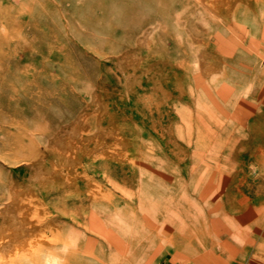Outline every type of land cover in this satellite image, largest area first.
Listing matches in <instances>:
<instances>
[{"label":"bare ground","instance_id":"bare-ground-1","mask_svg":"<svg viewBox=\"0 0 264 264\" xmlns=\"http://www.w3.org/2000/svg\"><path fill=\"white\" fill-rule=\"evenodd\" d=\"M15 1L18 0H0V264H14V261L21 262V260L27 264H38V262L39 264H84L85 260L80 259L82 260L80 262L74 253L72 257L68 254L72 248H81L85 244L83 240L85 242L87 240V243L92 240L99 246L98 239H89L87 235L89 232L97 236L101 235L105 224L110 225L106 217L118 219L126 226L132 225L139 218L135 211L136 207L133 206L131 193L122 190L126 194L124 197L116 193L118 180L123 181L125 185L139 187L138 199L141 209L145 208L146 204H150L152 210L163 209L162 215L151 212L152 222L148 220L150 226L146 240L150 242L149 264H157L156 255L161 248L172 256L173 264L184 256L189 258L188 264H201L202 261L220 259L236 252V248L244 246L247 234L252 237L250 241H253V248L260 240V245L258 244L256 248L263 251L264 181L260 184L259 193L246 194L242 186L247 181V163L252 159L259 161L260 156L252 150V145L246 147L244 153L243 151L240 153L239 150L236 152L237 138L231 143L232 133L226 126L229 110L226 103L229 102L230 94L234 89V78H237L232 70L230 72L227 69L231 64L227 60L218 61L217 66L220 67L216 66L214 71L220 69L222 74L216 77L212 75L211 64L214 62L209 61L210 57L215 56L208 53L203 55L205 57L197 55L192 64L190 61H183L182 68L175 63L167 65L164 62L159 69L161 75L157 79L149 77L150 75L143 76L135 86L129 81L132 74L138 71L132 65V73L127 66L123 69V76L128 82L127 94L131 95L128 101L123 95L124 91L119 89L122 86L121 80L112 75L109 69L108 80L114 81L112 91L104 89L103 74L95 83L91 74V77L86 76V79L79 84L85 87L87 95L93 100L85 107H81L82 111L79 112L77 109H72L62 96L63 94L69 96L72 92L68 75L69 64H72L69 57L70 0H20L19 6L14 3ZM196 5L197 8L193 9V13L197 14L198 23L210 28L208 37L203 39L202 43L209 50L213 49V52H217L216 54L230 52L226 48L231 43L230 32L228 25L221 21L216 23V26L208 25L209 18H214L218 12L231 11L234 18L239 19L237 25L242 29L240 32L242 34L244 31L251 32L248 26L252 27L258 16L254 7L249 11L247 6H238L234 0H196ZM80 6L84 7L85 4L80 3ZM180 14L179 12L177 27L183 24L179 19ZM80 24L83 25V22ZM91 24L92 19L89 23L85 22L87 25L85 29L89 26L90 30L94 29L96 25ZM161 27L159 23L151 29H143L142 41L146 42L147 37ZM99 30L100 28H95V32L98 33ZM263 32L264 0H260V34ZM89 33L93 38L92 31ZM193 41L191 49L200 40ZM162 47L167 48L165 42H162ZM114 53L107 59L117 57V53ZM167 69L169 73L171 72L168 75L165 74ZM173 81H178V90H180L177 94L173 92L170 95L165 94L171 97L174 105L176 103L181 105L178 115L182 118L181 121L185 120L183 126L188 130L191 138L196 131V140L194 144L189 141L188 145L179 144L173 149L172 158L168 156L167 148L159 142L158 148L164 155L158 154L160 163L155 165L153 159L156 156V149L147 143V140H154L155 136L146 126L148 117L156 119L157 117L152 108L149 110V107L143 105L136 106V102H139L136 95L139 91L148 93L151 87L156 94L161 89L163 91L165 86L170 87ZM119 91L122 97L118 96ZM101 97H108L110 102L107 104L105 99L101 100ZM119 100L125 105L128 103L129 106L120 105ZM82 101L84 102L83 99ZM60 107L61 110L66 108L67 112H63L59 117L61 126L53 130L51 125L54 122L55 108ZM94 108L101 109L94 125V130L97 132L95 136L97 139L100 138L98 140L100 143L94 148V153L87 161L85 155L81 156L80 163L84 165L85 162H89V166L84 169L83 181L94 183L97 174L103 170L95 163L98 159L105 161L107 170L103 171V182L106 184L98 181L99 184L94 189L89 188L86 198L71 202V205H68V195H64L67 194L66 192L53 196L49 190L43 188L44 192L40 197L41 193L35 194L32 191L29 194H33L32 198L34 197L39 203L42 202L44 207L42 205L43 208L39 210L38 207L36 208L38 206L35 205L36 203L33 205L34 208L26 207L29 200L25 199L22 190V182L27 180L26 177L38 179L33 183L32 188L45 187L43 183L51 178H60L56 176L57 173L64 172L60 165L51 162L53 154L60 155L59 149L55 151L57 147L61 148V155L70 157L78 144L81 145L79 147H83V144L87 147L92 145L89 130L83 128V132L77 131V127L84 125L91 127V121H94L95 116L90 115L88 111L95 110ZM120 114L123 115L122 119L119 118ZM128 114L132 118H126ZM158 117H162L161 110ZM75 118L76 124L70 129V119ZM128 123L129 127L126 126ZM110 129L115 130L116 137H119L115 140L114 147L126 151L124 156L128 157L126 161L120 160L119 168L108 166L106 161L109 155L103 151L105 144H108L106 133ZM161 131L164 135L165 132L169 135L171 133L166 127H162ZM66 133L70 134V137H67ZM91 133L94 132L90 131ZM183 133H180L182 137ZM71 135L73 137L75 135L78 142L71 140ZM118 142L122 143L118 145ZM192 146L196 148L195 151L192 150ZM234 154L238 159H231L230 156ZM26 156H37L41 159L24 168V164L29 160ZM262 163L260 170L261 175L264 176ZM237 166H240L241 170L236 172ZM89 169L92 170V177ZM172 169L178 171L179 177L164 172ZM188 174H191L190 181L185 182L186 185L182 184L181 188L178 187L177 182ZM76 187L81 190L80 183L76 182ZM177 187L182 191L180 199H177L178 195L172 194L170 200H164V205L160 203L163 197L160 198L159 195L163 190L172 189L173 192ZM157 192L160 193L158 196L155 194ZM83 195L85 196L86 193ZM50 203L64 206L66 212L69 209L71 220L58 223L57 219L60 217L53 213ZM259 207L260 224L256 221L257 218L259 219L257 216ZM41 209L43 212H40ZM44 214L48 217L43 216L41 220L40 215ZM79 216L84 225L76 222ZM127 217L133 219L132 222H128ZM57 230L62 234L66 230L69 233L68 239L64 237V245H59L57 240L44 241ZM122 236L124 247L131 248L134 237L128 236V233ZM24 242V250L20 252L18 249L22 248ZM80 252L88 253L86 260L90 263L101 264L102 256L94 246L90 251ZM7 254L10 256L7 257Z\"/></svg>","mask_w":264,"mask_h":264},{"label":"rangeland","instance_id":"rangeland-1","mask_svg":"<svg viewBox=\"0 0 264 264\" xmlns=\"http://www.w3.org/2000/svg\"><path fill=\"white\" fill-rule=\"evenodd\" d=\"M19 2L20 0L15 1L14 3L19 6L21 3ZM70 2L71 40L69 57L72 64H69L68 75L70 76L69 83L70 85H72V92H70L69 96L65 94L62 95L63 98H65L67 104L72 109H77L79 110V112H81V107H85L86 105H88L87 103H90L93 100L87 95L85 87L79 84L84 79H86V76L89 75L91 77V74L92 77L94 76V83L95 81H97L99 76L103 74L104 89L106 91H112V85L114 81L108 80V69V71H110L112 75H115L118 80H121L120 84L122 86L119 87V89L121 91H124L123 95L127 97H125V99L126 101H128L130 100L129 96L131 95L128 96L127 94L128 82L125 81V78L123 76V69L127 66L130 67L132 73V65L135 66L136 70L138 71V73L132 74L133 76L131 77V81H129L133 83V86H135L142 80L143 76L145 77L147 75H150L149 77L157 79V77L161 75L159 69L164 62H166L167 65L169 63H175L182 68L183 61L187 60L190 61V64H192L197 55H201L202 57L203 55L208 53L209 55L215 56L210 57L209 59L210 63L214 62V64H211L212 75L219 77L221 76L222 71L220 69H216V71H214L215 67L218 65L217 62L227 60L231 64V67H228L227 69H229L230 72L232 70L237 78H234V89L230 94L229 102L226 103L229 108L228 116L226 118V126L232 133L233 138L231 137V143H233V140L237 138L236 140L238 141V145H236L235 147L236 152H238L239 150L240 153H242V151L244 153L245 148L252 145V150L254 152H257V154L260 156L259 161L252 159L247 163V181L246 183H244V185H242L244 187V190L246 191V194L255 192L259 193L260 184L262 181H264V176L261 175L260 170V163L263 162L261 165L264 164V32L263 34H260V0H234V2H236L238 6H247V9L249 11L254 7L257 11L258 16L255 21L256 23L252 25V27L248 26L251 30V32L249 33H246L244 31V33L240 34L242 29H240V27L237 25L239 19H235L234 14L231 11L227 13L218 12L217 16H215L214 18H209L208 25L210 26H216V23L221 21L223 23H226L229 27L228 29L230 32L231 43L228 44L229 46H226V48L229 49L230 52L225 54H216L217 52H213V49L209 50L202 43V40L208 37L210 28L209 26L204 27L203 24L198 23L196 19L197 14L193 13V9L195 10V8H197L196 0H70ZM80 3L85 4V6L81 7ZM191 6L194 7L191 8ZM179 12L181 13V18L179 17V19L184 25L182 24V26L180 25V27H177L176 23L178 20ZM90 19H92L91 25H96L94 29L91 28L92 30L89 29L90 26L85 29V27L87 26L85 25V22L89 23ZM79 22H83V25H81ZM164 22L167 23L164 24ZM159 23L162 27L156 29L151 36H148L146 42L142 41L143 39H141V37L143 34L141 32H143V29H151L153 28V26ZM75 24L77 25L76 27ZM116 27H119L120 30ZM95 28H100L98 33L95 32ZM90 31H92L91 36H93V38L89 35ZM164 31L167 33V35ZM167 31L170 32V34ZM83 32L86 33L83 34ZM194 39H198L200 41H198L199 43L197 42V44L195 43L193 49H191V43L194 42ZM162 42L166 43L167 48L162 47ZM184 44L186 45V47ZM114 52L117 53V57H112L113 59L111 60L113 61L107 59V57L111 56ZM194 52L197 53L194 54ZM116 58H118V60H116ZM170 73L168 69L167 72H165V74L167 75ZM178 87V81H173L170 87L167 88L165 86L163 91L161 89L160 91H158V93L156 92V94L153 92V90H151V87L148 90V93L139 91L136 95L138 96V98H136L139 101L138 103L136 102V106L137 104H139L140 107H142V105L149 107V110L150 108H152L155 117H157V119L148 117L149 120L146 126L147 130H149L155 136L154 140H147V143H149L150 146H154V148L156 149V156L153 159L155 165L156 163H160V161H158V154H160L161 156L164 155L158 148L159 142L167 148L168 156L172 158V155L174 153L173 149H176L179 144L188 145V141L194 144V141L196 140V131L194 132V137L191 138L190 134H188V130H186L183 126L185 125V120H183L184 122L181 121L182 118L178 115V111L181 110V105H178L177 103L174 105V103L171 101V97L165 94L168 93L170 95L171 92L177 94L180 90H178ZM118 96L122 97V94L120 95V91ZM57 97H61V95H57ZM82 99L84 100V102L82 101ZM103 99H105V102L107 104L110 102L108 97H101V100ZM127 104L125 105L124 102L120 101V105L124 107H128L129 105ZM104 106L106 109V105ZM196 107L198 106L196 105ZM100 110V108H97L95 110L88 111L90 115L94 114L95 116V119L92 118L94 121H91V127L85 125L77 127V131L81 130L83 132V128H86L87 131L89 130V136L91 137L92 143L90 147H87L86 144H83V147H79L81 145L78 144V147L74 148V150L71 152L70 157L61 155V148H55V151H58L59 149L58 153L60 155L57 156L56 154H53L51 162L53 161L56 165H60L61 168L64 169V172L57 173L56 175L58 177L60 176V178H51V180H48L47 182L44 181L45 184L43 183L42 185H45V187L35 186L34 188H32L33 183H36L38 179H31V177H26L27 180L22 182L24 197L25 199L29 200L26 207L31 208L33 207L34 203H36L35 205H38L36 206V208L38 207V209L40 210L43 205L41 204L42 202L39 203L34 197L32 198L33 194H29L32 191L35 194L41 193L40 197L42 196L45 188L49 190L53 196H58L66 192L67 194L64 195H68V205H71V202L79 201L81 198H86L87 193L89 192V188L94 189V187H96L99 182H102V184H106L105 182H103V171L107 170V168L105 167V161H102V159H98L96 161L95 164L103 170L101 169L102 172L97 174V177L95 178L96 181L94 183H87L83 181L84 169L89 166V162H85L84 165L80 163L81 156L85 155L87 161L88 157H91V154L94 153V148H97V146H99L100 142L98 140L100 138L97 139V137L95 136L96 131L94 130V125H96L95 121L99 116ZM160 110L162 111V117L159 118L158 113ZM63 112H67V109L65 108L64 110H61V107L55 108L54 122L51 125L53 127V130L58 129V126H61V124H59V117L61 114H63ZM136 114L138 113H135V115ZM122 116L123 115L120 114L119 118L122 119ZM126 118L132 117L130 114H128L126 115ZM155 119L158 123H156ZM75 121L76 118L74 120L70 119V129H73L74 125L76 124ZM126 126L129 127L130 124L128 123L126 124ZM162 127L168 128L169 132H171L170 135L167 132H165L164 135L161 131ZM77 131H75V133ZM90 131L94 133L90 134ZM160 131L162 132L161 134ZM182 132H184L182 134L183 137L180 135V133ZM69 135L68 133H66L67 137ZM184 135L186 138L184 137ZM106 136L108 144H105L103 148V151H105L106 154L109 155L106 163L109 164V167L119 168L121 165L120 160H128V157L124 156L126 151L123 152L122 150H117V146H115L116 148L114 147V144L116 143L115 140L117 138L119 139V137H116L117 135L115 130L110 129L109 132L106 133ZM71 138V140L78 142L75 135L74 137L71 135ZM190 138L192 139V141ZM128 139L129 138H127V140ZM119 143L122 142H118V145ZM240 147H242V150H240ZM192 150L195 151L196 148L192 146ZM235 155L236 154H234V156H230L232 160L238 159V157H235ZM67 156L69 155L67 154ZM26 158H28L29 160H27V162L24 164V168H26L28 164L30 165V163L32 162L37 163L41 159V157L37 156H26ZM89 170L91 171L90 177H92V170ZM240 170L241 167L237 166L236 172ZM164 172H166L168 175L175 176L177 175L178 171L172 169ZM190 179L191 174L185 175L183 179H181V181L183 180L184 182H177L176 185L181 188V185H186L185 182L190 181ZM66 180H68V182ZM76 182L80 183L81 190L76 187ZM116 183L118 184V187L115 191L119 196H126L125 192H123L122 190L131 193V198H133L134 201L133 206L136 207L135 211L139 218L135 220V223H132V225L126 226L118 219L115 220L106 217V219H109L110 225L105 224L101 235L97 236L93 232H89L87 235V238L89 239H98L100 241L99 246L97 243H93L92 240H90L91 242L88 241V243L87 240L86 242L83 240L85 244H83L81 248H72L68 254L69 257H72L75 254L74 256L79 260H85L84 264H93L90 263L89 260H86L88 259V253L82 254L80 251H90L94 246L96 248V251H99L102 256L100 259L101 264H149L150 248L148 247L150 242L149 240H146V235L147 231L149 230L148 227L150 226L149 221L152 222L150 213L153 212L155 213V215H162L163 209L152 210V206L150 204H146L145 208L141 209L139 207L140 204L138 199L139 187L125 185V183L121 180H118V182ZM178 187L177 189H173V192L172 189H170L169 191L163 190L161 194L159 192L155 193L157 194V196L160 194V198L163 197L160 203L164 205V200H170L171 196H173L172 194L178 195L179 198L177 199H180L182 191L178 189ZM129 190H131V192ZM83 193H86V195L84 196ZM250 197L252 196L250 195ZM47 202L49 203V201ZM50 206L53 213L59 215L60 217V219H57L58 223L71 220V213L69 212V209L68 212H66L65 207L60 204L56 205L50 203ZM40 212H43V210L41 209ZM258 213L259 214L257 216L259 217L260 207L258 208ZM40 216L42 217L41 220H43V216H46V218L48 217L47 214ZM125 216L128 215L125 214ZM129 216L132 217L131 215ZM77 219V223H79L80 225H84L83 221H81L80 216ZM127 220L128 222H132L133 219L131 220V218L128 219L127 217ZM256 221H258V223L260 224V217L259 219L257 218ZM74 227H76V225ZM79 229H82L81 226H79ZM57 231L55 233H51L48 238L44 239V241L57 240L59 245H64V237L68 239L69 233L67 230L64 234H62V232H59V230ZM125 233H128V236L131 235L132 237H134L132 247L129 249L127 247H124L123 240H121L123 238L122 235ZM251 238L252 237L250 236V234H247L245 236L246 242L244 243V246H240L239 249L236 248V252L227 254L223 256V258L220 257V259L202 261L201 264H264V250L260 251V249L256 248L258 244L260 245V240L256 242V246L255 248H253V241H250ZM24 245L25 242L23 243L22 248L18 249L20 252H22L21 250H24ZM29 248L31 249V247ZM79 248L80 250H78ZM34 254L35 253H33V255ZM6 256L9 257L10 255L7 254ZM188 260L189 258L187 256H184L180 260H176V263L174 264H188ZM81 261L82 260H80V262ZM156 262L157 264H173V259L172 256L167 253L164 248H161V250H158V253L156 255ZM14 264L27 263L21 260V262L14 261Z\"/></svg>","mask_w":264,"mask_h":264}]
</instances>
